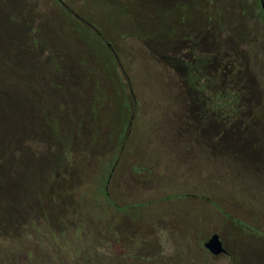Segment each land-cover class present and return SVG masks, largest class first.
<instances>
[{
  "label": "rangeland",
  "instance_id": "obj_1",
  "mask_svg": "<svg viewBox=\"0 0 264 264\" xmlns=\"http://www.w3.org/2000/svg\"><path fill=\"white\" fill-rule=\"evenodd\" d=\"M14 1L44 37L56 41L63 28L85 63L65 57L75 68L66 95L53 100L71 148H23L45 166L0 207V264H263L264 20L256 0L211 3L230 10L244 47L216 24L204 29L205 0L193 8L192 0H126L127 17L60 0L99 38L86 41L66 29L53 0ZM14 1L0 0L4 29L19 17ZM213 234L229 255L206 251Z\"/></svg>",
  "mask_w": 264,
  "mask_h": 264
},
{
  "label": "trees",
  "instance_id": "obj_2",
  "mask_svg": "<svg viewBox=\"0 0 264 264\" xmlns=\"http://www.w3.org/2000/svg\"><path fill=\"white\" fill-rule=\"evenodd\" d=\"M53 1L60 6L63 17L68 21L66 29L79 30L84 41L86 35L98 38L90 30L89 25L71 13L60 0ZM83 1L86 3L92 1L103 10L117 11L123 17L129 16L130 8L126 0ZM156 1L164 7L190 2V0ZM194 1L190 2L192 8ZM205 1L208 18L204 29L206 26L209 28L216 24L221 30L226 31L237 45L244 47L248 44L243 28L241 30L231 28L230 10L220 4L211 5L212 0ZM256 3L259 15L264 20L260 0H256ZM14 5L13 8L19 17L15 20L10 17L7 29L0 26V207L3 203H10V198L15 193L24 192L25 181L28 182L30 178H36V181L42 178L43 160L33 161L25 155L23 148H32L38 144L44 148H65L68 151L73 143L71 133L61 131L59 128L60 123L54 107L56 103L53 100L59 95H66V84L72 78L70 71L75 67L66 64L65 57L75 54L74 41L62 35L65 31L63 28L58 39H53H57L56 41H52L49 36L44 37L41 30L38 28L34 30L31 26L30 12L26 14L25 9H18L16 2ZM51 29L52 26H49L46 30L49 32ZM195 30L200 33V30ZM142 38L148 40L146 37ZM81 58L82 56L77 58L75 54L74 63H78L79 59L85 63ZM65 68H68V71ZM94 72L95 70L92 73ZM48 97H52L51 101ZM58 168H61L60 165ZM29 184L32 185L33 182ZM31 191L33 193L34 187Z\"/></svg>",
  "mask_w": 264,
  "mask_h": 264
},
{
  "label": "water",
  "instance_id": "obj_3",
  "mask_svg": "<svg viewBox=\"0 0 264 264\" xmlns=\"http://www.w3.org/2000/svg\"><path fill=\"white\" fill-rule=\"evenodd\" d=\"M260 5L264 12V0H260ZM204 247L210 254L214 256H218L225 252L218 234H213L205 243Z\"/></svg>",
  "mask_w": 264,
  "mask_h": 264
},
{
  "label": "flooded vegetation",
  "instance_id": "obj_4",
  "mask_svg": "<svg viewBox=\"0 0 264 264\" xmlns=\"http://www.w3.org/2000/svg\"><path fill=\"white\" fill-rule=\"evenodd\" d=\"M253 229H257L258 231H260L258 228H257V226L256 225H254L253 226ZM219 238H220V236H219ZM210 239V238H209ZM208 239V240H209ZM207 240V241H208ZM220 240H221V238H220ZM221 242H222V246H223V249H224V253H221L220 254V256L222 255V256H227V255H229V253H228V251H227V249L225 248V245H224V242L221 240ZM206 243V242H205ZM205 243H204V245H205ZM203 245V246H204ZM205 248V247H204ZM207 251V250H206ZM239 251V250H238ZM208 252V251H207ZM209 253V252H208ZM212 255V254H211ZM212 256H214V255H212ZM219 256V255H218ZM231 258V257H230ZM233 259V258H232ZM234 260V264H241L242 263V259H241V257H240V260H235V259H233ZM263 264H264V262H263Z\"/></svg>",
  "mask_w": 264,
  "mask_h": 264
}]
</instances>
